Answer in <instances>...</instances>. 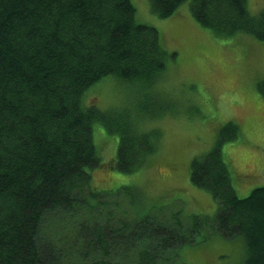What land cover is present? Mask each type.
Returning a JSON list of instances; mask_svg holds the SVG:
<instances>
[{
    "label": "trees",
    "instance_id": "obj_1",
    "mask_svg": "<svg viewBox=\"0 0 264 264\" xmlns=\"http://www.w3.org/2000/svg\"><path fill=\"white\" fill-rule=\"evenodd\" d=\"M186 1L149 0L150 10L168 18ZM190 10L221 38L264 41V9L251 14L247 0H190ZM164 69L158 31L136 23L131 0H0V264H186L182 248L207 231L242 238V264H264V186L239 197L222 153L238 136L233 122L190 164L191 184L217 203L214 223L130 218L118 201L98 210L93 123L118 134L107 166L122 172L142 167L160 135L86 104L85 94L109 76L146 86ZM62 216L73 220L67 259L43 236L45 223Z\"/></svg>",
    "mask_w": 264,
    "mask_h": 264
},
{
    "label": "rangeland",
    "instance_id": "obj_2",
    "mask_svg": "<svg viewBox=\"0 0 264 264\" xmlns=\"http://www.w3.org/2000/svg\"><path fill=\"white\" fill-rule=\"evenodd\" d=\"M131 3L136 23L158 31L165 69L146 86L109 76L92 86L84 101L113 112L119 120H133L142 131L160 135V141L142 168L122 172L107 166L116 158L118 134L93 123L101 165L91 170L92 186L101 192L96 202H104L98 210H105L106 202L118 201L130 218L152 215L169 220L181 214L190 223L198 215L212 224L217 203L191 184L190 164L213 148L227 122L238 128V136L222 145L236 194L246 197L264 186V41L246 34L219 37L198 24L190 0L168 18L154 15L149 0ZM247 9L259 13L264 0H247ZM72 221L62 216L46 222L43 229L45 238L59 242L65 259ZM206 234V239L199 235L197 243L182 248L186 264H242V238L225 239L216 231Z\"/></svg>",
    "mask_w": 264,
    "mask_h": 264
},
{
    "label": "bare ground",
    "instance_id": "obj_3",
    "mask_svg": "<svg viewBox=\"0 0 264 264\" xmlns=\"http://www.w3.org/2000/svg\"><path fill=\"white\" fill-rule=\"evenodd\" d=\"M149 157H150V156H149ZM149 157H148V158H149ZM152 157H153V156H152ZM145 160H146V159H145ZM149 160H150V159H149ZM147 162H148V161H147ZM142 165H143V164H142ZM141 168H142V167H141ZM92 172H93V171H92Z\"/></svg>",
    "mask_w": 264,
    "mask_h": 264
}]
</instances>
